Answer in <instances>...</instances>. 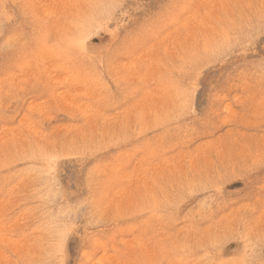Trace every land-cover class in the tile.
Returning a JSON list of instances; mask_svg holds the SVG:
<instances>
[{
    "label": "rangeland",
    "instance_id": "1",
    "mask_svg": "<svg viewBox=\"0 0 264 264\" xmlns=\"http://www.w3.org/2000/svg\"><path fill=\"white\" fill-rule=\"evenodd\" d=\"M0 264H264V0H0Z\"/></svg>",
    "mask_w": 264,
    "mask_h": 264
}]
</instances>
